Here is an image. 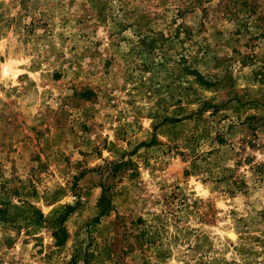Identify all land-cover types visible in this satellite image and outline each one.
I'll return each mask as SVG.
<instances>
[{"label":"rangeland","instance_id":"1","mask_svg":"<svg viewBox=\"0 0 264 264\" xmlns=\"http://www.w3.org/2000/svg\"><path fill=\"white\" fill-rule=\"evenodd\" d=\"M258 123L264 0H0V264H264Z\"/></svg>","mask_w":264,"mask_h":264},{"label":"trees","instance_id":"2","mask_svg":"<svg viewBox=\"0 0 264 264\" xmlns=\"http://www.w3.org/2000/svg\"><path fill=\"white\" fill-rule=\"evenodd\" d=\"M178 30L175 31L174 35H170L169 37H174L176 32ZM155 36V35H153ZM139 37V49L143 52H146V54H150L153 53L154 51H158L161 50V46H163L164 43L163 40L167 39L168 37L163 36L162 34H159L158 36H160L162 38V41L160 43L157 44V41L154 37ZM173 65L175 69H178L180 72L182 73H190V74H194L197 78H200V74L197 70L193 69L190 67L189 64L186 63L185 58L183 57V55H180L177 59H174L173 61ZM203 83L208 84V81L203 80ZM264 125V123H258V127L260 128V126ZM222 140V139H220ZM110 196L106 195L105 189L103 188L102 193L99 197V205L102 206L105 203H109L110 202ZM0 213H1V209H0ZM54 237L59 241L60 237L58 236V232L54 231L53 232Z\"/></svg>","mask_w":264,"mask_h":264}]
</instances>
